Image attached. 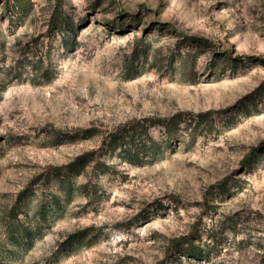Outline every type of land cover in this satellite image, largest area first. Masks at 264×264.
I'll use <instances>...</instances> for the list:
<instances>
[{
    "label": "rangeland",
    "instance_id": "374dc122",
    "mask_svg": "<svg viewBox=\"0 0 264 264\" xmlns=\"http://www.w3.org/2000/svg\"><path fill=\"white\" fill-rule=\"evenodd\" d=\"M56 6L0 0V249L18 194L58 193L49 167L95 151L15 264H264V0H61L65 34ZM129 129L164 154L130 164L110 145Z\"/></svg>",
    "mask_w": 264,
    "mask_h": 264
},
{
    "label": "trees",
    "instance_id": "16d2710c",
    "mask_svg": "<svg viewBox=\"0 0 264 264\" xmlns=\"http://www.w3.org/2000/svg\"><path fill=\"white\" fill-rule=\"evenodd\" d=\"M7 1V0H6ZM9 1V0H8ZM19 1V0H18ZM22 3L27 0H21ZM55 7L49 22V28L52 32L73 31V22L70 15L61 9V0H56ZM136 55V54H135ZM234 61H242L243 58H234ZM133 68V69H132ZM129 73L134 76L138 70L135 65L128 69ZM134 73V74H133ZM262 87L257 88L254 94H258ZM209 113L201 115V117L208 116ZM181 117L180 114L175 116V120ZM174 126V125H173ZM176 127V126H175ZM174 127V128H175ZM173 130L169 127L168 135L170 136ZM114 135L111 139L110 145L116 149L118 146L122 148V154L127 157L130 164L140 165L145 159L151 162L156 161L164 154V147L160 142L153 139L147 131L136 134L133 129H129L125 135ZM251 152L248 158L244 161V165H250L256 159V152ZM95 151L84 153L78 156L72 162L60 167H49L46 174V181L52 183L57 181L58 193L49 195H38L34 186L41 182V178L33 180L25 189H23L17 196L15 203L11 207L6 220L7 239L12 245L11 249H0V264H15V260L21 254L31 248L34 238L42 231L43 224L47 225L50 220L65 211L66 207L73 201L77 190L80 188L75 181L76 177L81 176L91 162H96L95 169L101 165L99 159H95ZM105 165L102 164L101 167ZM49 196V198H47ZM96 196V195H95ZM35 198L39 199L36 210L34 212V220L36 224L32 225L31 220L27 215V208L30 201ZM25 215V217H21ZM92 229H84L71 234L65 242L67 246L80 244V246L90 245V241H86L88 233ZM173 247L179 249L182 244L188 245V249L182 251L184 256L193 258L197 261L209 259L207 253L199 247H195L189 237H183L179 240L173 241ZM9 251V252H8Z\"/></svg>",
    "mask_w": 264,
    "mask_h": 264
}]
</instances>
